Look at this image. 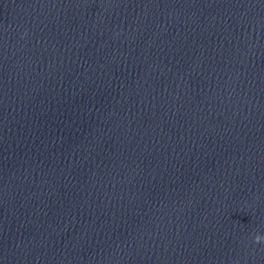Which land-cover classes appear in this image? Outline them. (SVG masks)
<instances>
[{
    "label": "clouds",
    "instance_id": "obj_1",
    "mask_svg": "<svg viewBox=\"0 0 264 264\" xmlns=\"http://www.w3.org/2000/svg\"><path fill=\"white\" fill-rule=\"evenodd\" d=\"M255 240H256V242H260L261 240H264V237H261V236L257 235L255 237Z\"/></svg>",
    "mask_w": 264,
    "mask_h": 264
}]
</instances>
